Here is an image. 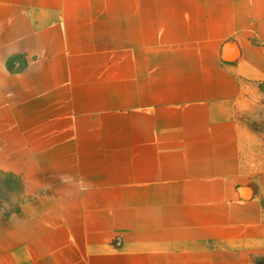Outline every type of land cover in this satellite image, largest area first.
<instances>
[{
    "label": "crops",
    "instance_id": "1",
    "mask_svg": "<svg viewBox=\"0 0 264 264\" xmlns=\"http://www.w3.org/2000/svg\"><path fill=\"white\" fill-rule=\"evenodd\" d=\"M261 80L264 0H0V264H254Z\"/></svg>",
    "mask_w": 264,
    "mask_h": 264
},
{
    "label": "rangeland",
    "instance_id": "2",
    "mask_svg": "<svg viewBox=\"0 0 264 264\" xmlns=\"http://www.w3.org/2000/svg\"><path fill=\"white\" fill-rule=\"evenodd\" d=\"M241 137V180L263 213L264 222V80L246 87L237 109ZM0 188L9 212L18 196V183L0 175ZM263 256L256 253L254 258ZM264 264V259H261Z\"/></svg>",
    "mask_w": 264,
    "mask_h": 264
},
{
    "label": "trees",
    "instance_id": "3",
    "mask_svg": "<svg viewBox=\"0 0 264 264\" xmlns=\"http://www.w3.org/2000/svg\"><path fill=\"white\" fill-rule=\"evenodd\" d=\"M261 259H264V257L263 256H259L258 258H254L253 259V263L254 264H261Z\"/></svg>",
    "mask_w": 264,
    "mask_h": 264
}]
</instances>
